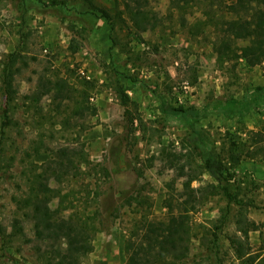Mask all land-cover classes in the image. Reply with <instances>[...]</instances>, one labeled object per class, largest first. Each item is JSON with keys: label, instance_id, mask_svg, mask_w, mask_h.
<instances>
[{"label": "rangeland", "instance_id": "obj_1", "mask_svg": "<svg viewBox=\"0 0 264 264\" xmlns=\"http://www.w3.org/2000/svg\"><path fill=\"white\" fill-rule=\"evenodd\" d=\"M51 1L0 0V222L9 232L11 218L20 216L16 200L27 194L31 172L40 170L51 150L82 147L89 163L62 183L63 192L69 193L64 204L70 202L71 211L91 216L96 226L93 250L82 264H123L124 240L132 223L142 215L166 217L162 200L172 171L151 158L162 146H178L188 136L184 118L159 112V96L175 106L204 112L198 126L225 159L228 148L247 142L250 130L264 134V95L254 92L255 86L264 84V76L260 66L247 68L243 61L232 71L217 67L211 22L230 18L224 9L205 15L203 7L190 5L183 10L188 23L181 27L169 0H153L163 24L138 40L124 15L115 19L112 31L99 16L101 9H113L115 0ZM195 30L199 32L194 35ZM18 47L27 56V66L15 75L14 100L5 103L2 68L7 55ZM45 69L75 84L86 76L94 82L89 101L97 110L85 121L84 130L63 127L64 115L49 99L33 103L25 97L35 87L37 72ZM119 85L132 104L122 105L115 90ZM232 99L237 101L234 106L251 100L243 117L220 108ZM4 109L10 118L5 125ZM126 110L135 116L133 123L128 122ZM209 179L203 174L194 185ZM229 184L238 203H228L218 194L192 214L194 235L181 264H260L264 156L242 155ZM239 206L246 220L257 226L248 233L242 258L236 257L230 243L231 236L240 234L235 224ZM23 227L25 236L13 233L5 244L0 240V264H45L34 243L26 242L34 237L31 223L24 222Z\"/></svg>", "mask_w": 264, "mask_h": 264}, {"label": "trees", "instance_id": "obj_2", "mask_svg": "<svg viewBox=\"0 0 264 264\" xmlns=\"http://www.w3.org/2000/svg\"><path fill=\"white\" fill-rule=\"evenodd\" d=\"M152 1L115 0V7L101 9L99 16L112 31L115 19L124 15L133 36L141 40L143 33L158 28L164 21L152 6ZM51 2L61 4L64 1ZM190 5L203 7L205 15H209L213 9H224L231 15L228 19L211 22L215 32L211 42L212 51L220 70L232 71L243 61L247 68L260 66L264 76V0H169V6L177 10L176 17L181 27L188 23L183 10ZM198 32L195 30L194 35ZM76 50V46L72 47V51ZM24 53L23 49L16 48L7 55L3 64L1 83L5 103L15 98V75L27 66ZM93 88L92 80L83 78L75 84L67 76L51 75L45 69L37 72L35 87L25 97L33 103L40 102L42 98L49 99L54 108L63 113V127L84 130L85 121L97 110L89 101ZM115 90L123 106L133 103L122 85ZM254 92L255 95L263 96L264 85L255 86ZM250 101L234 106L236 100H226L220 108L226 114L236 113L243 117L249 110ZM158 110L163 116L184 118L189 129L188 136L178 146H162L157 156L151 158L158 159L162 169L172 171V177L165 182L162 200L166 217L152 219L142 215L132 223L124 240L123 264H181L189 254L194 235L192 214L210 197L218 194H222L228 203H238L229 184L234 177V168L239 165L242 155L249 159L264 156V134L261 130H250L247 142L238 146L234 142L235 148H228L226 158L222 159L208 134L198 126V122L205 117L204 112L193 106H175L163 96H159ZM125 115L128 122L133 123L135 116L127 110ZM3 117L6 118L3 125L10 122L6 109L3 110ZM88 163L82 147L64 145L51 150V156L40 164V170L31 172L27 194L16 200L20 216L11 218L9 232L0 222L1 243L5 244L7 237L13 233L25 236L23 224L29 222L34 237L27 238L26 242L34 243V250L43 257L45 264H82V259L93 250L92 238L96 226L91 216L71 211L70 202L64 204L69 193L63 192L62 183L78 175L81 165ZM203 174H207L210 179L194 185ZM242 210L238 211L235 220L236 232L240 234L230 238L237 258L247 253L243 248L248 243L249 231L257 230L256 224L246 220ZM220 226L215 227L219 229ZM212 233L216 235L214 230ZM261 259L260 264H264V256Z\"/></svg>", "mask_w": 264, "mask_h": 264}, {"label": "built area", "instance_id": "obj_3", "mask_svg": "<svg viewBox=\"0 0 264 264\" xmlns=\"http://www.w3.org/2000/svg\"><path fill=\"white\" fill-rule=\"evenodd\" d=\"M88 79H89V76H86ZM93 98L91 97V100H92Z\"/></svg>", "mask_w": 264, "mask_h": 264}, {"label": "crops", "instance_id": "obj_4", "mask_svg": "<svg viewBox=\"0 0 264 264\" xmlns=\"http://www.w3.org/2000/svg\"><path fill=\"white\" fill-rule=\"evenodd\" d=\"M264 85L263 83H260V86Z\"/></svg>", "mask_w": 264, "mask_h": 264}]
</instances>
